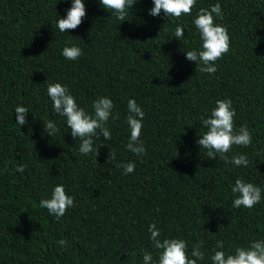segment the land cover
Segmentation results:
<instances>
[{
	"label": "trees",
	"instance_id": "1",
	"mask_svg": "<svg viewBox=\"0 0 264 264\" xmlns=\"http://www.w3.org/2000/svg\"><path fill=\"white\" fill-rule=\"evenodd\" d=\"M83 2L82 23L61 33L56 22L71 0H0V264H143L145 251L155 261L153 223L161 240L187 241L189 256L202 240L198 264H212L217 240L226 254L264 240V191L253 208L235 209L231 190L238 178L264 190V0H196L192 14L178 19L163 11L153 17V0H138L124 22L99 0ZM216 3L223 19L215 23L227 27L230 51L210 75L185 52L202 49L193 20ZM178 24L181 39L174 35ZM72 45L83 52L76 61L61 54ZM57 82L89 113L98 98L112 100L111 140L94 138L98 155L81 154L66 118L54 112L47 84ZM225 98L235 128L252 134L250 146L234 145L225 155H246L247 167L219 154L208 159L198 145L207 131L201 118ZM129 99L145 113L143 156L126 148ZM17 106L28 109L22 127ZM47 120L59 128L52 137ZM127 162L136 167L124 175L117 165ZM59 184L74 206L57 220L39 201Z\"/></svg>",
	"mask_w": 264,
	"mask_h": 264
},
{
	"label": "clouds",
	"instance_id": "2",
	"mask_svg": "<svg viewBox=\"0 0 264 264\" xmlns=\"http://www.w3.org/2000/svg\"><path fill=\"white\" fill-rule=\"evenodd\" d=\"M138 0H99L100 5L108 10L111 9L116 18L122 22L126 20L128 11ZM154 7L149 15L159 16L161 11L167 17L180 18L182 15H191L192 9L196 5V0H153ZM86 15L85 4L83 0H71V7L67 10L65 18H59L56 27L61 33L66 30H75ZM215 18L223 19L221 5L216 3L210 9L200 8L193 23L200 34L202 49L189 50L185 52L186 59L195 62L201 73L215 74L217 71L216 62L223 58L230 51V36L226 26L215 23ZM175 37L181 39L184 37V27L177 25L175 28ZM62 56L65 59L76 61L83 55L82 49L78 46H65L62 50ZM47 94L52 101L54 112L66 118V126L71 129V136L80 140L79 152L88 155L95 151L98 155V148L101 144H95V139L102 136L105 141L111 140V132L106 126L107 121L112 117L114 104L108 97H100L92 104V113L87 112L80 107L75 97L70 93L67 86L61 83H48ZM215 107L211 110L207 118H201V124L207 129L202 136H199L198 145L200 149L206 151L208 159L220 158L226 163H231L237 167H247L249 160L246 155H234L231 160L228 159V153L232 147H248L252 144V134L246 126L236 129L234 126L235 109L232 106L230 98L218 99ZM128 115L126 117L130 129V139L126 145L128 151L137 156L146 154V148L143 141L140 140L143 119L145 116L142 108L135 99L128 100ZM16 124L24 126L28 109L24 106L15 108ZM118 119L119 117H113ZM44 124V131L49 136H54L59 131L55 121L47 120ZM113 159L115 157L113 156ZM122 167L124 175L134 172L135 162L118 164ZM17 172H23L24 168L18 166ZM232 193L236 197L232 202V207L240 209L241 207L251 209L262 200V188L251 182H246L241 178L235 180L232 186ZM39 206L48 211L50 215L57 220L64 217L67 210L74 206V198L70 197L62 184L56 185L50 198L41 199ZM151 241L155 249L159 250L158 259L154 261L150 252H143V264H198L204 260L205 254L201 251L204 242L197 241L192 245L191 254L188 253V243L179 238L160 239L161 232L153 223L149 226ZM58 244L66 247L68 241L60 240ZM224 242L216 241L211 256L212 264H264V240H253L248 247H237L232 254H226L222 250Z\"/></svg>",
	"mask_w": 264,
	"mask_h": 264
}]
</instances>
